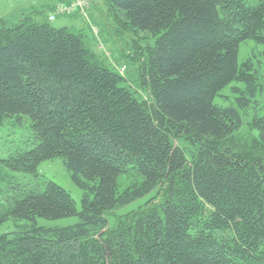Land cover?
<instances>
[{
	"label": "trees",
	"instance_id": "obj_1",
	"mask_svg": "<svg viewBox=\"0 0 264 264\" xmlns=\"http://www.w3.org/2000/svg\"><path fill=\"white\" fill-rule=\"evenodd\" d=\"M106 3L119 27L156 37L137 60L149 102L80 34L32 15L0 20V125L27 117L35 138L0 160V175L37 177L40 163L60 157L83 190L80 210L53 181L7 197L0 225L24 226L0 234V264H264V155L231 140L263 87L238 57L247 40L264 46V0ZM232 83L233 103L217 104ZM251 128L264 148V114ZM131 171L142 185L119 192ZM4 179L0 197L14 190ZM156 188L159 204L110 228L112 211ZM69 217L78 220L40 224Z\"/></svg>",
	"mask_w": 264,
	"mask_h": 264
},
{
	"label": "rangeland",
	"instance_id": "obj_2",
	"mask_svg": "<svg viewBox=\"0 0 264 264\" xmlns=\"http://www.w3.org/2000/svg\"><path fill=\"white\" fill-rule=\"evenodd\" d=\"M76 5L72 10L57 14L56 19L49 20L51 14L58 10L62 4L68 8ZM250 7L257 5L256 0H248ZM24 15H32L35 19L49 20L57 27H67L75 34H80L86 45L98 56L107 67L117 71L123 76L122 85L131 86L140 99L149 102L150 94L140 81V66L138 59L145 56L148 47L155 44L156 37L147 32H132L127 27H119L108 12L106 0H0V20L8 23H16ZM239 62L250 61L256 70L259 81L263 87L258 92L254 103L244 112L243 126L231 137L233 148L239 152H245L249 156H263L264 148L257 139V132L251 128L253 119L264 114V46L247 40L240 45ZM141 59V58H140ZM125 68L124 71L121 68ZM228 85L220 92L221 97H216L215 102L222 106L232 104L234 95ZM33 133L30 129V121L27 117L20 119L11 118L0 125V160L8 159L15 154L30 149L34 146ZM0 187L6 188L8 177L14 190L10 196L0 197V211L4 212L9 205L7 197L24 195L30 191H40L46 186L47 181H53L67 190L75 200L77 208L82 206L83 190H81L71 178L70 171L65 167L60 157L45 160L39 165V175L33 177L22 172H11L1 167ZM10 173V174H9ZM2 177V178H1ZM3 180V181H1ZM142 177L134 171L120 177L118 181L119 192L126 189L141 186ZM156 188L145 197L135 202L112 211L109 214L110 228H114L126 217L139 213L152 205L159 204L162 200V189ZM77 217H69L56 221H40L46 227L66 226L77 222ZM24 222L8 220L0 225V234L20 231Z\"/></svg>",
	"mask_w": 264,
	"mask_h": 264
},
{
	"label": "built area",
	"instance_id": "obj_3",
	"mask_svg": "<svg viewBox=\"0 0 264 264\" xmlns=\"http://www.w3.org/2000/svg\"><path fill=\"white\" fill-rule=\"evenodd\" d=\"M82 3H83V2H82ZM82 3H81V2L74 3V4H72V7H71V8H68V7H66L65 5H62V4H61V5L58 7V10H57L55 13H53V14L50 15L49 20H50V21L55 20L57 14L62 13V12H65V11L70 12L69 10H72L74 6H76V5H81ZM121 70L124 71L125 68L123 67V68H121Z\"/></svg>",
	"mask_w": 264,
	"mask_h": 264
}]
</instances>
